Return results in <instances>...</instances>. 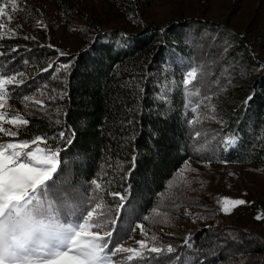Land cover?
<instances>
[{
    "label": "trees",
    "instance_id": "obj_1",
    "mask_svg": "<svg viewBox=\"0 0 264 264\" xmlns=\"http://www.w3.org/2000/svg\"><path fill=\"white\" fill-rule=\"evenodd\" d=\"M25 36L34 37L22 29L15 36L8 28L0 29V72L24 74L25 83L15 88L12 99L22 102L23 96H37L42 89L50 92L42 97L50 96L51 90L57 94L51 95V103L46 101L54 105L53 110L25 117L30 124L21 129L20 138L47 135L50 143L62 147L60 179L82 191L93 178L113 180L110 190L123 191L130 184L132 213L118 223L121 235L134 222L145 226L160 223L157 217L149 221L142 217L152 216L151 209L161 200L159 194L186 160L245 163L264 169V71L255 79H246L258 64L244 58L242 47L233 51L231 45L238 41L222 26L186 19L165 26L143 24L128 33L105 29L95 32L84 48L68 57H58L52 47ZM181 61L202 67L201 95L213 96L212 104L218 103L234 82L249 81V85L235 87V97L240 100L227 108L221 118L223 125L204 120L194 129L188 128V109L176 88L182 76ZM69 63L71 67L61 72L62 65ZM230 63L235 66L232 71L225 69ZM49 64L53 68L43 71ZM55 73L61 77L56 78ZM169 81L176 91L169 92L164 102L161 96ZM249 95L253 98L245 104ZM60 131L69 137L75 134L71 145L52 140ZM194 131L207 134L190 138ZM232 135L237 143L225 152L223 139ZM134 150L136 168L125 183L121 177L128 174ZM105 199L111 202V197ZM243 231L249 238L233 227L210 232L186 229L171 240L173 253L132 264H264V239ZM253 241L258 245L251 246ZM234 243L248 245L230 252Z\"/></svg>",
    "mask_w": 264,
    "mask_h": 264
},
{
    "label": "snow or ice",
    "instance_id": "obj_2",
    "mask_svg": "<svg viewBox=\"0 0 264 264\" xmlns=\"http://www.w3.org/2000/svg\"><path fill=\"white\" fill-rule=\"evenodd\" d=\"M19 10L18 0H0V29L8 28L15 36L18 28L9 25L13 19L12 13ZM4 18L7 19V24ZM38 25L47 27L42 21H38ZM23 38L34 39L28 36ZM60 55L64 53L61 52ZM181 65L182 76L176 88H179L184 98V107L188 109V128L194 129L204 120L217 121L214 115L216 108L211 103L213 96L201 95L199 85L202 83V67L192 61H181ZM70 67V63L62 65L65 71ZM258 67L264 69V64ZM52 68L53 65L49 64L43 71ZM23 76L20 72H0V135L10 138L8 142L0 143V264H123L125 260L132 264L133 261L155 259L165 252L173 253L174 246L158 245L157 236H150L143 222H134L125 235L120 234L118 223H123L124 217L132 213L130 184L123 191L110 190L113 180L102 178L101 182V179L93 178L87 182L88 188L82 191L80 187H73L67 180L60 179L63 175L62 147L50 143L47 135L20 138L21 129L27 127L30 120L19 112L13 115L3 110L8 106V101L14 98L15 88L25 83ZM172 83L173 81H169L165 86V92L161 96L164 102L167 101L169 92L176 91V88L171 87ZM60 98L63 99V94ZM252 98L249 95L245 104ZM21 99L24 102L31 101L40 108L46 106L43 100H33L27 95ZM201 109L211 115H206ZM218 122L222 125L224 123L222 120ZM56 123L59 124L60 121L57 120ZM127 123L132 124L133 121L128 120ZM5 124L11 127H5ZM206 134L194 131L190 138L199 139ZM74 135L73 133L69 137L64 131H60L53 135L52 140L71 145ZM236 143L235 135L226 136L223 139V151H230ZM136 163L137 155L134 150L128 174L121 177L125 183L135 170ZM189 170L196 171L191 169L186 160L182 168L167 181L165 192L173 188V181L177 177L184 178ZM106 196L111 197V202L105 199ZM159 196L163 198L165 193L162 192ZM171 203L175 207L179 206L175 204V200ZM217 203L227 215L231 214L232 209L248 202L224 197ZM151 213V217L144 215L142 221H149L162 214L168 215L159 205L153 207ZM184 214L190 215L187 211ZM199 218L205 219L203 216ZM256 219L264 217L258 215ZM161 222L168 223L167 220ZM137 231L142 239L136 238ZM129 241L136 247L125 246ZM185 242L187 243V239Z\"/></svg>",
    "mask_w": 264,
    "mask_h": 264
},
{
    "label": "rangeland",
    "instance_id": "obj_3",
    "mask_svg": "<svg viewBox=\"0 0 264 264\" xmlns=\"http://www.w3.org/2000/svg\"><path fill=\"white\" fill-rule=\"evenodd\" d=\"M18 3L20 10L12 13L9 27L27 31L39 42L51 45L58 57H68L67 54L80 51L91 41L93 34L101 30L117 28L128 33L140 29L143 24L165 26L181 20L199 19L209 20L232 32L238 41L231 45L233 51L242 47L245 59L255 61L258 66L264 64V0H18ZM38 21L47 27L38 25ZM4 22L8 23L6 18ZM61 52L64 55H60ZM217 61L222 62L219 55ZM258 66L252 76L251 73L246 74V79H255L264 71ZM234 67L230 63L225 69L232 71ZM63 70L61 68L60 71ZM59 76L60 73H55L56 78ZM239 85H249V81L234 82L228 93L213 104L216 108L214 115H219L215 124H219L229 106L240 100L235 97V87ZM49 93L48 89H42L37 96H29L33 100H43L46 105L43 108L31 101L10 99L3 111L13 115L19 112L24 117L40 116L47 110H53L54 105L46 101L51 103V95L57 92L51 90L50 96L42 97ZM4 126L11 127L7 124ZM9 140L0 135V143ZM188 161L191 169L196 171L189 170L184 178L177 177L173 181V188L164 192L165 196L155 203L156 207L164 206L168 215L157 217L159 224L151 223L149 225L153 226L150 228L149 225L145 226L150 236H157L158 245H170L172 239L192 228L210 232L233 227L246 238H249V234L243 230L264 239V219H256L258 215L264 217V169L245 163ZM224 197L243 199L248 203L232 209L231 214L226 215L217 203ZM172 200L179 206L175 207ZM185 211L190 215H185ZM201 216L205 219H200ZM162 220L168 223H162ZM136 238H143L138 231ZM234 244L229 247L230 252L248 245ZM250 245L256 246L258 243L253 241ZM125 246L136 247L131 241Z\"/></svg>",
    "mask_w": 264,
    "mask_h": 264
}]
</instances>
